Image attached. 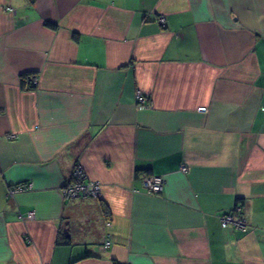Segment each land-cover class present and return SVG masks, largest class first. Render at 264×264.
I'll use <instances>...</instances> for the list:
<instances>
[{
  "label": "crops",
  "instance_id": "1",
  "mask_svg": "<svg viewBox=\"0 0 264 264\" xmlns=\"http://www.w3.org/2000/svg\"><path fill=\"white\" fill-rule=\"evenodd\" d=\"M0 264H264V0H0Z\"/></svg>",
  "mask_w": 264,
  "mask_h": 264
},
{
  "label": "built area",
  "instance_id": "2",
  "mask_svg": "<svg viewBox=\"0 0 264 264\" xmlns=\"http://www.w3.org/2000/svg\"><path fill=\"white\" fill-rule=\"evenodd\" d=\"M158 22L161 25L166 24V17L160 16ZM37 82L36 77L30 76V86L35 85ZM136 103L139 109L145 108H153L152 103L150 102L149 98L145 95H141L140 93L137 94ZM12 136L11 138H14ZM183 171L187 169L182 167ZM142 182L146 187V190L151 195H161L164 190L165 180L163 176L157 175H143ZM32 183H21L15 186H12L9 189L8 195L14 196L18 193L29 192L33 190ZM101 192V185L95 181H89L87 178V174L81 164H77L72 173V178L69 182L66 183L64 187V196L68 200H75V199H87L90 197H99ZM28 218H33V213H29ZM221 223L224 228L228 226H234L239 230L246 231L248 228V223L243 216L242 207H238L235 212L225 214L221 216Z\"/></svg>",
  "mask_w": 264,
  "mask_h": 264
},
{
  "label": "trees",
  "instance_id": "3",
  "mask_svg": "<svg viewBox=\"0 0 264 264\" xmlns=\"http://www.w3.org/2000/svg\"><path fill=\"white\" fill-rule=\"evenodd\" d=\"M24 77H26V75H24ZM24 77H23V78H24ZM22 81H23V87H24V88H25V86H26L27 84L29 85V81H28V83H26L25 80H22ZM28 85H27V86H28ZM34 88H35L34 86H30V87H29V89H34ZM239 202H240V201H239ZM238 207H239V206H238ZM238 207H237V208H238ZM233 212H235V210H234Z\"/></svg>",
  "mask_w": 264,
  "mask_h": 264
},
{
  "label": "clouds",
  "instance_id": "4",
  "mask_svg": "<svg viewBox=\"0 0 264 264\" xmlns=\"http://www.w3.org/2000/svg\"><path fill=\"white\" fill-rule=\"evenodd\" d=\"M156 196V195H155Z\"/></svg>",
  "mask_w": 264,
  "mask_h": 264
}]
</instances>
